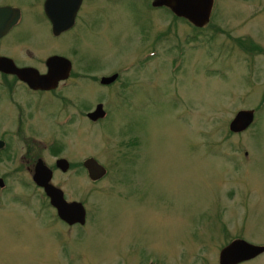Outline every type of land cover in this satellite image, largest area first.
<instances>
[{
  "label": "rangeland",
  "instance_id": "1",
  "mask_svg": "<svg viewBox=\"0 0 264 264\" xmlns=\"http://www.w3.org/2000/svg\"><path fill=\"white\" fill-rule=\"evenodd\" d=\"M40 1L0 0L24 13L0 53L29 46L38 64L54 49L72 62L67 146L46 113L15 135V110L4 103L0 264H218L233 238L264 245V103L256 108L264 0H213L199 29L151 0H82L74 27L57 39ZM236 39L261 52L249 44L241 51ZM113 71L121 77L110 88L91 79ZM96 101L108 114L91 124L82 111ZM239 109L254 117L232 134L227 125ZM87 157L105 168L102 179L92 182L82 167L54 170L51 184L85 207L83 226L63 224L31 182L33 165ZM241 264H264V252Z\"/></svg>",
  "mask_w": 264,
  "mask_h": 264
},
{
  "label": "water",
  "instance_id": "2",
  "mask_svg": "<svg viewBox=\"0 0 264 264\" xmlns=\"http://www.w3.org/2000/svg\"><path fill=\"white\" fill-rule=\"evenodd\" d=\"M60 1L63 3L65 11L62 5L58 4L59 8H56L58 12L52 11V8L56 6L54 3ZM43 10L46 17L52 22V30L56 33L57 27L67 28L75 23L74 17L78 11V7L82 0H44ZM213 0H151L150 6L158 9L159 7H165L177 18L185 19L189 24L196 26L198 29L205 26L209 22V17L211 16V7ZM55 6V7H54ZM20 13L18 8L4 5L0 6V36H3L5 31L10 27L14 26ZM65 16V17H64ZM56 17L61 18L66 22H61L56 20ZM47 72L46 75L38 74L33 68H19L13 65V62L9 58L0 57V71L3 73H12L22 80L26 85L31 88H49L52 87L53 83L57 82L59 79L69 75V70L71 62L69 59H64L62 56L55 57L50 56L46 60ZM64 68V69H63ZM66 70V73H65ZM117 73H113L110 76L100 77L101 84H110L116 78ZM105 114L101 105H96L95 108L86 115V117L91 121L95 119H100ZM253 110L252 109H239L235 112L234 118H231L228 122V130L232 134H236L241 131H245L247 127L250 126L253 120ZM1 145V141H0ZM82 168L86 171L88 179L92 182L103 178L105 175V168L97 162L94 158L87 157L81 163ZM55 168H57L61 173L70 167L68 161L65 158H57L54 162ZM32 168L31 182L40 187L42 193L48 197V203L50 207L53 208L57 217L60 218L62 223L68 225H84L85 223V210L84 206L80 201H67L63 196V192L57 186H53L51 182L52 171L49 166L44 164V162L37 158ZM4 179L0 178V189L4 185ZM264 252V245L258 246L254 244H249L245 239L233 238L231 242H227L221 247L220 252L217 256L218 264H241L243 261L253 260L258 254ZM153 264V263H150Z\"/></svg>",
  "mask_w": 264,
  "mask_h": 264
},
{
  "label": "flooded vegetation",
  "instance_id": "3",
  "mask_svg": "<svg viewBox=\"0 0 264 264\" xmlns=\"http://www.w3.org/2000/svg\"><path fill=\"white\" fill-rule=\"evenodd\" d=\"M41 2V1H40ZM43 4H45L44 0L41 2L40 4V10L42 12V18L44 19V21L46 22V26H47V31L50 32V35L54 38H60V37H64L67 32H69V30L71 29V27H74L76 21V14L77 12H79V7H78V11L75 14L74 17V21L75 23H73L72 26L67 27V28H63V27H57L58 28H62V29H58L55 32H53L52 30V22H50V20L46 17L45 12L43 10ZM62 5L65 14H66V9L64 8L62 2L60 1H56L54 3V5ZM81 4V3H80ZM4 5L10 6L9 4H4L0 6L3 7ZM54 6V7H55ZM18 8L19 10V17L17 19V21L15 22L14 26H10L5 33L3 34V36H0V41L4 40L6 36H9L10 33H12V31L17 28L20 27L21 25H23L22 23V19L24 16L23 10L21 9L20 6H11V8ZM56 8H59V6H56L55 8H52V11H55V13H57L58 11L55 10ZM65 17V16H64ZM57 22L61 20V22H66L64 20H62L61 18H57L56 17ZM2 46V45H0ZM153 52L152 49L149 51V55ZM17 55V56H16ZM25 55V56H24ZM62 56L64 57V59L66 58V55L64 52L57 50L54 51V49H51L50 52H48V54L46 55L45 58H43L41 61H39L38 64H36L35 62L33 63L32 56H36L33 54L32 49L28 46L27 49L25 50V54H21L20 52L16 53L15 56H13L11 53H6V54H2L0 53V57L3 56V58H9L12 62L13 65L19 68H33L38 74H45L47 72V67H46V60L48 57L50 56ZM24 56V58H23ZM36 58V57H35ZM70 61V60H69ZM72 63V62H71ZM64 69V68H63ZM66 73V70H65ZM113 73H117V72H111V74ZM76 73L72 71V64L70 66V70H69V75L66 78L65 77L59 79L56 83L54 82L53 85H51L52 87H49L47 89L45 88H31L29 85H26L22 80H20L17 76L13 75L12 73H3L2 71H0V114L3 113L4 108L6 109L7 107L4 106L5 105H9L10 110L12 112V109L15 110L13 111L12 116H16L15 118V122H16V131H15V135H17L18 137L21 135H24V130L23 128L26 126L28 128L27 125L30 124L31 119L33 120V123L36 121L38 122V118L41 116V114L46 113L47 115H49V120H47V122H45L49 127H55L58 128L59 130H63L64 132V145H66V105H68L69 103V99L66 97L67 93H66V85L68 84L69 80L75 75ZM103 75H100L98 78L92 77L91 79H93L92 81L97 82V85H99V87H105V88H110V86L114 85L115 83H119L120 82V78L117 74L116 78L113 80V82H110V84H101L100 77H102ZM106 76V75H105ZM110 76V75H109ZM108 77V76H106ZM121 77V76H120ZM90 79V80H91ZM123 85V82L121 83ZM126 86V84H124ZM104 102H97L96 104H93V106L91 107V109L87 110L84 109L82 111L83 117L89 122V123H93V124H97L99 122L102 121V119H104V117L108 114V112L106 111V109L104 108L103 105ZM101 105L103 111L105 112V114L102 116V118L100 119H95V120H89L86 115L89 114L96 105ZM53 105H56L53 107ZM60 113L62 115H60ZM61 116V117H56V116ZM46 120V118H44ZM49 123V124H48ZM5 137L3 136V134H0V141H1V145L0 148H7L6 147V142L4 141ZM34 140V139H32ZM21 142V140H20ZM55 141L51 140V142L47 145H45L48 149H52L55 145ZM27 146V145H26ZM49 146V147H48ZM67 146V145H66ZM66 146H64L66 148ZM27 148H30L27 146ZM32 148V147H31ZM35 148V147H34ZM8 149V148H7ZM66 159V158H65ZM56 160V159H55ZM55 162V161H54ZM50 170L52 171V176L54 177V170H55V166L53 165V168H50ZM66 171V170H65ZM52 179V178H51ZM51 183V182H50ZM64 196V194H63ZM54 211V210H53ZM55 214V211H54ZM60 220V218H59ZM61 221V220H60ZM64 224V223H63Z\"/></svg>",
  "mask_w": 264,
  "mask_h": 264
},
{
  "label": "trees",
  "instance_id": "4",
  "mask_svg": "<svg viewBox=\"0 0 264 264\" xmlns=\"http://www.w3.org/2000/svg\"><path fill=\"white\" fill-rule=\"evenodd\" d=\"M167 11H169V10H167ZM170 12V11H169ZM171 13V12H170ZM173 16V19H176V20H178V18H176V16H174V15H172ZM182 19V18H181ZM195 28V27H194ZM196 29V28H195ZM197 32H199L198 30H196ZM162 35H165L166 34V32L165 33H161ZM160 34V35H161ZM245 42H247V43H245ZM236 43L239 45V49L242 51H247V49H246V45L247 44H249V46H251V45H253V47H254V50H255V53H257L258 51H260V49H259V47H257L256 46V44L255 43H253V42H251V41H249V40H246V41H242L241 42V40H238V39H236ZM180 52H181V49H178ZM180 52H179V54H180ZM261 52V51H260ZM259 53V52H258ZM264 103V97L258 102V106H256V108L257 107H260V106H262V104ZM59 148H57V150H55V152L54 153H57V151L59 152ZM81 168L82 167V165H80L79 163H75V164H73V165H71L69 168L70 169H73V168Z\"/></svg>",
  "mask_w": 264,
  "mask_h": 264
}]
</instances>
